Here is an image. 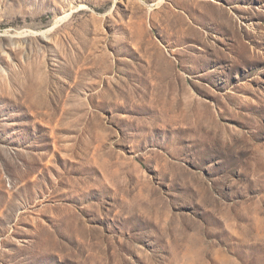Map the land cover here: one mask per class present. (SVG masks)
<instances>
[{
	"label": "rangeland",
	"instance_id": "rangeland-1",
	"mask_svg": "<svg viewBox=\"0 0 264 264\" xmlns=\"http://www.w3.org/2000/svg\"><path fill=\"white\" fill-rule=\"evenodd\" d=\"M174 1L0 0V264H264V28Z\"/></svg>",
	"mask_w": 264,
	"mask_h": 264
},
{
	"label": "crops",
	"instance_id": "crops-1",
	"mask_svg": "<svg viewBox=\"0 0 264 264\" xmlns=\"http://www.w3.org/2000/svg\"><path fill=\"white\" fill-rule=\"evenodd\" d=\"M152 18L154 28H217L219 38L240 40L229 30L264 28V0H175L155 8Z\"/></svg>",
	"mask_w": 264,
	"mask_h": 264
},
{
	"label": "bare ground",
	"instance_id": "bare-ground-1",
	"mask_svg": "<svg viewBox=\"0 0 264 264\" xmlns=\"http://www.w3.org/2000/svg\"><path fill=\"white\" fill-rule=\"evenodd\" d=\"M71 14V13H70ZM70 15H68V17H69ZM62 19V18H61ZM56 23V22H55ZM59 23H61V22H59ZM52 28H53V26H52Z\"/></svg>",
	"mask_w": 264,
	"mask_h": 264
}]
</instances>
